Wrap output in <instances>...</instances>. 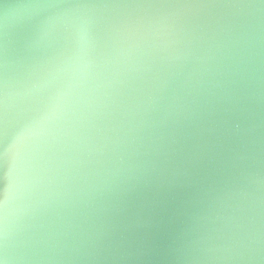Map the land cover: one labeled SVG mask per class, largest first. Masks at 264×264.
<instances>
[{
    "label": "water",
    "instance_id": "obj_1",
    "mask_svg": "<svg viewBox=\"0 0 264 264\" xmlns=\"http://www.w3.org/2000/svg\"><path fill=\"white\" fill-rule=\"evenodd\" d=\"M0 264H264V0H0Z\"/></svg>",
    "mask_w": 264,
    "mask_h": 264
}]
</instances>
